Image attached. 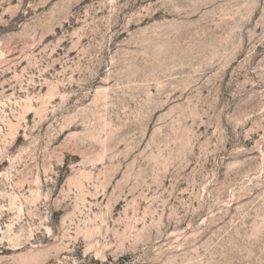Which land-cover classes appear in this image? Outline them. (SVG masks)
<instances>
[{
  "label": "rangeland",
  "instance_id": "374dc122",
  "mask_svg": "<svg viewBox=\"0 0 264 264\" xmlns=\"http://www.w3.org/2000/svg\"><path fill=\"white\" fill-rule=\"evenodd\" d=\"M0 264H264V0H0Z\"/></svg>",
  "mask_w": 264,
  "mask_h": 264
}]
</instances>
